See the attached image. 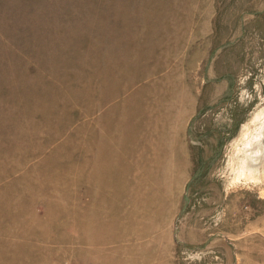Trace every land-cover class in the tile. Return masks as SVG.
<instances>
[{"label":"rangeland","instance_id":"rangeland-1","mask_svg":"<svg viewBox=\"0 0 264 264\" xmlns=\"http://www.w3.org/2000/svg\"><path fill=\"white\" fill-rule=\"evenodd\" d=\"M0 264H264V0H0Z\"/></svg>","mask_w":264,"mask_h":264}]
</instances>
